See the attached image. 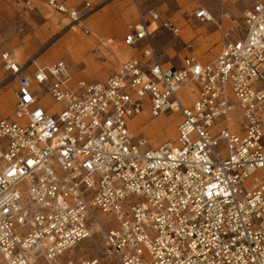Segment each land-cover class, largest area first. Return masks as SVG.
I'll return each mask as SVG.
<instances>
[{
  "label": "built area",
  "instance_id": "1",
  "mask_svg": "<svg viewBox=\"0 0 264 264\" xmlns=\"http://www.w3.org/2000/svg\"><path fill=\"white\" fill-rule=\"evenodd\" d=\"M131 2L122 43L135 52L102 82L73 80L61 59L22 66L0 53L15 82L12 114L0 118V264H61L97 231L99 256L66 264H264V1L239 17L197 7L192 20L212 24L220 47L188 51L179 68L152 41L159 28L178 36V18ZM41 3L90 34L91 0ZM143 111L170 116L174 137L154 145L132 130Z\"/></svg>",
  "mask_w": 264,
  "mask_h": 264
},
{
  "label": "rangeland",
  "instance_id": "2",
  "mask_svg": "<svg viewBox=\"0 0 264 264\" xmlns=\"http://www.w3.org/2000/svg\"><path fill=\"white\" fill-rule=\"evenodd\" d=\"M150 1L155 3V8L162 17L175 15L178 18L181 27L178 36L159 28L154 33L152 41L156 52L159 54L160 61L165 65L179 68L188 51L201 58H208L211 54H215L220 47L219 37L212 24H200L192 20L193 11L197 7L203 6L215 15L225 10L239 17L243 9L251 6L256 0ZM91 2L98 6L96 11L82 22L84 26L90 29V34H85L78 27L77 31H70L71 29L66 26V19L56 15L49 9L43 8L40 4L37 10L24 11L7 0H0V53L8 51L22 66L28 65L32 60L35 61V65L43 66L61 59L64 60L66 68L69 69L75 79H84L88 82L106 80L117 69L118 65L125 60H120L115 56L112 47L128 49L130 54L135 52L122 43L125 26L134 18L135 8L131 0H91ZM48 15H51V17H48ZM52 17H56V23L51 21ZM189 17L191 20H189ZM101 21L104 24L99 27ZM239 24L238 29H235L236 34L242 36L244 27L242 19H239ZM71 32L75 42L71 41V46L67 47V43L62 44V41L64 38L69 39ZM187 42L191 44L189 49L185 47ZM79 43H85V46L78 47ZM76 60H78L77 63H75ZM30 68H33V66ZM92 68L95 69L92 71ZM14 90L15 82L8 77V73L0 63V118L11 116L15 103ZM179 95L185 101L191 99L187 88H184ZM39 105L44 108L49 107L52 105V101L48 96H44ZM51 108L53 109L54 105ZM146 117L141 121H148ZM167 117L170 119L166 123H174L175 131L176 122L171 121L170 116ZM162 133L163 137L170 134V137L164 140L174 137L171 135V129L167 131L163 127ZM149 140L152 142L150 136ZM164 140H161L157 134V137H155L156 143H152L156 145ZM130 199L135 198L131 197ZM99 219L100 223L106 228L116 225L115 217L110 214H99ZM102 236L101 231L95 232L90 238L81 241L72 248L75 251L74 253L71 252L72 249L67 251L60 257L59 262L66 264L68 260H71L74 263L79 259L99 256L103 242ZM35 264L47 263L42 258H38Z\"/></svg>",
  "mask_w": 264,
  "mask_h": 264
},
{
  "label": "bare ground",
  "instance_id": "3",
  "mask_svg": "<svg viewBox=\"0 0 264 264\" xmlns=\"http://www.w3.org/2000/svg\"><path fill=\"white\" fill-rule=\"evenodd\" d=\"M51 17V15H48V17ZM51 21L56 23L57 20H56V17H52L51 18ZM65 21L63 20V23ZM103 21H101L99 23V27H102L103 26ZM155 28V24L153 23L151 26H150V29L153 30ZM70 31H77V26H74L73 28H71ZM71 32V33H72ZM69 38V37H67ZM74 43V37H73V33L70 35V38L69 39H63L62 41V44L63 43H67V47H70L72 42ZM90 43V42H88ZM85 46V43H79L78 47H84ZM112 52L115 56H117L120 60H123V59H126L129 54H130V50L128 49H118L116 47H112ZM101 53V52H100ZM103 54V53H101ZM78 60L75 61V63H77ZM21 65V64H19ZM95 68H92V71L94 70ZM147 116V117H146ZM144 117L148 118V121L146 122H142L141 119H143ZM170 118L167 117V116H164V115H160L159 117L157 118H154V119H149L148 115L143 111L142 113H140L139 115H136L134 118H132V120L130 121V128L132 130H134L136 133H143L144 135H146L148 138L150 136L151 138V141L153 143H156L155 142V137H157V134L160 136L161 140L165 139V138H168L170 137V134L168 136H165L163 137V127L168 131L171 129V135L174 136V123H171V124H168L166 122H168ZM172 128H173V131H172ZM72 253H74V249H72L71 251ZM71 261V260H70ZM72 262V261H71Z\"/></svg>",
  "mask_w": 264,
  "mask_h": 264
},
{
  "label": "crops",
  "instance_id": "4",
  "mask_svg": "<svg viewBox=\"0 0 264 264\" xmlns=\"http://www.w3.org/2000/svg\"><path fill=\"white\" fill-rule=\"evenodd\" d=\"M41 1H42V0H38L39 3H38V5H37V9H38V7H40V5H42L43 8H45L44 5L41 4ZM139 1H140L141 8H142L143 11H147V10L150 9V8H154V9H156V8H155V7H156V6H155V3L151 2L150 0H139ZM39 4H40V5H39ZM105 6H106V4H105ZM103 7H104V6H103ZM157 8H158V6H157ZM37 9H36V10H37ZM46 9H47V8H46ZM68 72H69V69H68ZM69 73L71 74L73 80H79V79H75L71 72H69Z\"/></svg>",
  "mask_w": 264,
  "mask_h": 264
},
{
  "label": "snow or ice",
  "instance_id": "5",
  "mask_svg": "<svg viewBox=\"0 0 264 264\" xmlns=\"http://www.w3.org/2000/svg\"><path fill=\"white\" fill-rule=\"evenodd\" d=\"M201 15H204V13H200ZM25 99H28V97L26 96V97H24ZM29 163H31V162H29Z\"/></svg>",
  "mask_w": 264,
  "mask_h": 264
}]
</instances>
